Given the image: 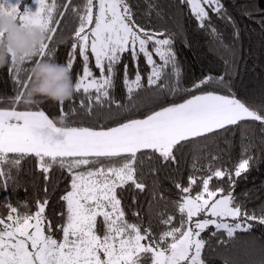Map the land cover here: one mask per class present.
<instances>
[{
  "label": "snow or ice",
  "instance_id": "snow-or-ice-1",
  "mask_svg": "<svg viewBox=\"0 0 264 264\" xmlns=\"http://www.w3.org/2000/svg\"><path fill=\"white\" fill-rule=\"evenodd\" d=\"M34 2L38 5L34 13L27 8L21 13L19 0L16 5L0 0V14H14L21 29L37 30L42 36L30 56L18 62L13 55L8 63L9 78L16 88L10 102L27 107L0 109V184L6 185L11 178L5 166L19 169L30 157L46 182L54 168L66 171L70 181L60 196L64 208L59 225L53 226L46 216L47 198L37 201L34 212L21 213L10 206L7 215L0 216V264H206L203 251L210 239L202 233L210 227L215 229L210 238L226 235L231 241L237 232H249L256 224L264 226V206L249 211L237 203L235 196L237 181L251 167L253 157L247 149L231 169L214 167L209 162L208 175L199 178L200 191L194 195L195 175H189L188 186L176 183L179 199L171 203L179 213V222L173 214L160 213L164 228L159 235L153 233L150 223L142 227L129 222L122 205L128 185L139 192L146 190L137 175L146 160L178 164L177 153L186 146L198 149L201 141L233 128L243 129L249 122L258 123L264 131V104H251L232 92L229 78L234 76L237 51L224 44L212 17L234 26V39H239V29L223 0H173L177 9L187 7L197 27L209 33L225 64L223 74L205 76L188 88L181 82L174 47L179 32L140 23L130 0H82L80 4L64 0L62 5L58 0ZM145 3V15L155 12L158 19L164 18L162 6L152 0ZM69 11L76 27L65 65L71 73L80 60L75 92L82 94V99L79 106L55 107L64 122L79 110L88 117L95 115V127L65 123L58 127L44 110L32 107L37 101L26 96L31 75L24 66L53 59L56 49L52 42ZM244 15L253 18L250 12ZM141 58L147 73L140 70ZM93 62L98 76L91 66ZM121 72L124 102L112 94ZM213 85L212 90H206ZM177 95L183 96L182 102H161L162 98ZM157 102L158 108L148 109L139 118L135 115L146 103ZM107 121H114V126L106 127ZM56 136L61 138L59 142L52 140ZM213 179L226 180L228 191L222 185L210 187ZM160 199H164L162 194ZM133 215L139 219L138 211ZM57 231L61 233L59 239Z\"/></svg>",
  "mask_w": 264,
  "mask_h": 264
},
{
  "label": "trees",
  "instance_id": "trees-1",
  "mask_svg": "<svg viewBox=\"0 0 264 264\" xmlns=\"http://www.w3.org/2000/svg\"><path fill=\"white\" fill-rule=\"evenodd\" d=\"M31 0H21L18 9L21 13L29 6ZM82 0H73V4H80ZM164 9L163 19H158L153 12L150 16L145 15V0H130L133 10L140 23L148 27L168 28L170 31L179 32L175 37L174 47L178 54L181 66V82L185 88L191 86L194 81L205 76H218L224 73L225 64L223 57L215 50V42L209 33L197 27L195 19L190 15L187 7L181 6L177 9L173 0H152ZM228 13L235 21V27L239 29V39H234V26L223 20L212 17L213 24L222 34L225 45L234 47L237 51L236 67L234 76L230 77L232 92L238 98L245 99L254 105L264 104V0H223ZM64 0H58V5H62ZM250 12L252 19L244 15ZM170 17V18H169ZM76 27V21L71 11H69L61 22L60 29L54 39L53 47L56 51L53 59H44L41 62H59L65 64L66 54L71 44V34ZM187 45V46H186ZM128 58L125 57V60ZM35 63L25 65V69L30 74V69ZM92 68L95 70L94 62ZM81 70V62L77 59L71 72L72 80L75 84L77 73ZM140 70L147 73L148 69L141 58ZM22 76L24 73L21 74ZM134 79V75L132 76ZM146 83V80L144 81ZM215 86H210L206 90H212ZM219 91V89H217ZM16 88L9 78L8 64L0 69V109H11L18 107L23 110L27 107L24 104L18 106L11 103L14 98ZM113 96L117 101L124 102L126 90L122 83V72L117 74L114 81ZM82 94L74 92L70 101L64 103L65 108L71 105L79 106ZM183 96L162 98L161 102L167 104L175 100L182 102ZM32 105L34 108L44 110L46 114L55 121L60 117V111L51 101L41 102ZM150 108H158L157 103H146L135 115L139 118ZM99 112V109L95 110ZM67 126H89L97 125L95 115L88 117L83 110H79L74 115H69L65 119ZM114 121H107L105 126H114ZM247 149V154L252 156L250 170L242 176L236 184L235 196L237 203H242L246 209L251 211L264 206V131L258 123L249 122V126L243 129L233 128L223 135L215 136L210 140L201 141V146L197 149L193 145L185 147L182 153H177L178 164L164 165L158 159L145 161L140 166L137 175L146 184V190L139 192L133 186L128 185L123 191L122 205L129 222H135L142 227H147L149 223L154 234L159 235L164 225L160 223V213L173 214L176 216V223L179 222V213L171 201L179 199L176 183L188 186L189 175H195L197 184L193 186L192 194L200 191V177L208 175L207 166L212 162L214 167L231 169L241 159L242 153ZM216 159L213 161L212 157ZM197 167L193 169L194 159ZM158 168V172L150 171ZM5 172L10 171L11 178L6 185L0 184V216H5L10 210V206L18 208L19 212L36 210L37 201L49 200L46 207V216L51 220L53 226L59 225L62 220L60 213L64 204L60 196L67 190L70 177L66 171L54 168L50 175V180L45 181L44 175L37 169L34 158L23 161L19 169L5 166ZM223 186L228 191L227 181L212 180L210 187ZM47 188V192H45ZM153 192L156 198L153 199ZM248 193V196L244 194ZM164 199H160V195ZM135 197V201L134 198ZM139 212V219L133 215ZM102 230V229H101ZM209 228L202 236L210 239L203 251V258L206 264H261L264 261V226L256 224L249 232H237L235 237L228 241L226 235L211 237ZM56 238H60L61 233H55ZM223 240L224 243L219 241ZM145 264H148L146 261Z\"/></svg>",
  "mask_w": 264,
  "mask_h": 264
},
{
  "label": "clouds",
  "instance_id": "clouds-1",
  "mask_svg": "<svg viewBox=\"0 0 264 264\" xmlns=\"http://www.w3.org/2000/svg\"><path fill=\"white\" fill-rule=\"evenodd\" d=\"M0 69L4 68L14 55L19 62L21 57H28L35 46L41 42V33L37 30L21 29L14 14H0ZM31 83L26 93L28 99L41 102L51 101L64 104L70 101L75 92V84L65 64L59 62H39L30 69ZM58 127H63L64 121H55ZM60 137H52L59 142Z\"/></svg>",
  "mask_w": 264,
  "mask_h": 264
},
{
  "label": "rangeland",
  "instance_id": "rangeland-1",
  "mask_svg": "<svg viewBox=\"0 0 264 264\" xmlns=\"http://www.w3.org/2000/svg\"><path fill=\"white\" fill-rule=\"evenodd\" d=\"M21 1V0H20ZM20 3V2H19ZM16 5V4H15ZM19 6V5H18ZM37 4L34 2V0H31L29 6H27V9L30 13H34L37 9ZM19 10V9H18Z\"/></svg>",
  "mask_w": 264,
  "mask_h": 264
},
{
  "label": "crops",
  "instance_id": "crops-1",
  "mask_svg": "<svg viewBox=\"0 0 264 264\" xmlns=\"http://www.w3.org/2000/svg\"><path fill=\"white\" fill-rule=\"evenodd\" d=\"M19 2H20V0H19ZM9 3L12 5H15V4H17V0H9Z\"/></svg>",
  "mask_w": 264,
  "mask_h": 264
}]
</instances>
